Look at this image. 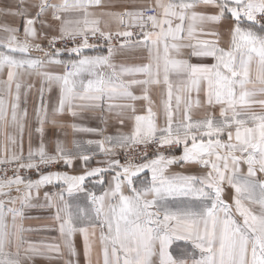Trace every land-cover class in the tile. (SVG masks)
<instances>
[{
    "label": "snow or ice",
    "instance_id": "snow-or-ice-1",
    "mask_svg": "<svg viewBox=\"0 0 264 264\" xmlns=\"http://www.w3.org/2000/svg\"><path fill=\"white\" fill-rule=\"evenodd\" d=\"M103 6L101 0H0V15L11 18L0 24L6 34L0 40V134L6 140L0 165L13 172L9 177V167L0 169V264L37 257L80 264L77 234L93 264L97 229V264H264V179L258 178L264 174V0H156L144 10L107 13L125 29L115 33L101 30L91 11ZM221 25L228 26L225 47L215 27ZM93 38L107 45L106 54H90L101 47L89 42ZM113 40L121 41L119 48ZM126 48L147 50L148 62L118 65L113 57ZM34 50L43 56H31ZM207 58L214 63H204ZM53 87L58 95L50 108L46 93ZM154 88L161 92L162 123ZM33 92L35 127L25 156ZM137 101L145 114H137ZM217 107L218 115L210 111ZM201 108L203 117L194 118ZM85 112L115 114L121 126L131 112L134 125L107 135L106 128L74 122V132L99 138L75 140L72 149L57 142L50 153L46 128L67 127L60 117L76 121ZM97 155L103 159L94 166ZM56 164L65 170L51 171ZM173 165L201 171L175 172ZM31 171L36 179L27 175ZM46 186L54 191L43 193V207L52 210L61 243L31 242L26 234L35 230L18 222L38 206L32 201ZM225 186L233 190L231 203ZM12 189L19 194L13 197Z\"/></svg>",
    "mask_w": 264,
    "mask_h": 264
},
{
    "label": "crops",
    "instance_id": "crops-1",
    "mask_svg": "<svg viewBox=\"0 0 264 264\" xmlns=\"http://www.w3.org/2000/svg\"><path fill=\"white\" fill-rule=\"evenodd\" d=\"M56 2H59V0H56ZM155 2L156 0H101L103 7L100 8H95L91 9L95 13V18L100 20L99 27L103 31H111L112 33H115L117 31H123L125 30L123 25L120 23L119 19L115 16L108 15L107 13H120L123 11H138V10H144L149 7H155ZM4 23H11V18L5 19L2 15H0V24ZM20 20L19 18L16 19V24L19 25ZM219 31H220V46L225 47V42L229 39L228 36V26L227 25H221V26H215ZM39 30V26H38ZM5 33L0 31V40H2L5 37ZM207 39H212V37H204ZM19 39L23 41L24 37L23 34L21 33ZM42 44V46L47 47V40H39L37 41ZM114 47L119 48L120 43L118 45H115ZM100 51H104L106 54V48L105 49H98L90 54H97ZM187 53L188 50L185 49L182 53V55L187 58ZM31 56L37 57V56H43L42 52L39 51H32ZM148 52L145 49H131V48H126L123 51H118L114 55L113 59L114 62L119 64H123L125 66H137L141 65L144 63L148 62ZM64 58H68V54H64ZM192 63H197V59L195 57L192 58L191 60ZM204 63L207 64H212L214 61L211 58H207L204 60ZM172 79H176L175 76L172 77ZM32 82L36 84L37 87L40 86V81L38 78L33 77L31 78ZM134 92L137 94L140 93V89L136 88L133 89ZM58 95V88L53 87L51 93H46V96L48 97V102H49V107L51 108L52 106L55 105L56 102V97ZM152 95L154 99L156 100V108L155 110L158 113V122H163V115H162V108L160 107V96L161 92L159 88H154L152 91ZM201 100L203 101L204 98V92L202 91L200 93ZM37 97L36 94L33 92L29 96V103L26 105L28 108L29 116L27 119V128L24 132L23 136V152L24 155L26 156L28 153L29 149V131L32 130L35 127V119H34V112L33 108L35 107V101ZM259 99V97H258ZM137 114H145L143 110V101H137ZM21 107H25V105L22 103ZM256 110L259 111V106H256ZM210 111L215 112L218 115L219 108L211 109ZM194 118L199 117L202 118L204 114V109H194ZM101 116H103V120L101 119ZM62 122H64L67 127L64 128H56L52 126H48L46 128V133H45V144L47 145V150L50 153H54L55 147L57 142L63 144L66 148L72 149L74 147L73 141L75 140H87V139H97L99 137L94 136L92 134H87V133H77L74 132L73 129L71 128L72 123H79L84 126L88 127H99V128H106V134L107 135H114L118 131L122 132H130L132 130V127L134 125V120L132 119V113L128 112L125 117V123L123 126H121L118 123V118L115 116V114H109L107 112L100 113V112H85L83 113V118L78 119L76 121H73V118L70 116H63L59 118ZM107 121L105 123L104 121ZM7 131L9 133L14 132V128L9 126ZM6 140L5 136L3 134H0V148H3L5 145ZM31 144L33 150H35L38 145H39V138L37 134L34 132L32 133V139H31ZM10 151L9 155L11 154L12 146L9 144L8 145ZM239 155V153H237ZM118 159H121L120 155L117 157ZM103 157L100 155H97L94 160H93V165L95 166L96 161L102 160ZM123 162V161H122ZM77 164H79V161H77ZM57 168L52 171H62L64 169L63 164H56ZM70 172H73L74 169H68ZM171 171L175 172H183L185 174H197L201 171L200 167L198 165H185L183 168L179 167L178 165H173L171 168ZM241 171L243 173H246L247 171V165H242L241 166ZM150 175V174H149ZM258 178L264 179V174L259 175ZM36 179V178H34ZM21 191H23V186H21ZM45 191H54L51 186H46L40 189V198L38 200H33L32 203L34 205H38L37 207H32L29 209L25 210V217L23 220H20L18 218V222L22 223L25 228L33 229L35 231L26 234V238L35 243H61V238L59 236V233L55 231V222L51 218L52 217V210L43 207L45 201L43 199V193ZM19 193L15 189H12V196L15 197ZM233 194V190L225 186V192H224V198L228 200L229 203H231V196ZM7 199V198H5ZM83 203V201H81ZM12 206V205H9ZM15 207H19V205H15ZM6 223L9 225V230H11V224H12V217L11 215H8L6 217ZM99 229L96 231V236L93 237L94 240V249H93V264H97V260L101 256V247L99 244ZM75 244L79 255V262L80 264H87L85 257L83 255V240L82 237L77 234L75 236ZM50 255L55 256V253H50ZM25 264H63V261L60 259H53V260H48V259H43L37 257L33 261H25Z\"/></svg>",
    "mask_w": 264,
    "mask_h": 264
},
{
    "label": "built area",
    "instance_id": "built-area-1",
    "mask_svg": "<svg viewBox=\"0 0 264 264\" xmlns=\"http://www.w3.org/2000/svg\"><path fill=\"white\" fill-rule=\"evenodd\" d=\"M146 14H147V15H153V14H155V13H154V12H147ZM89 42H90V43H93V44L100 43L101 47H100V48H97V49H93L94 51H96V50H98V49L101 50V49H105V48H107V45H106V44H104L103 42H99V41H97L95 38L91 39ZM119 43H121L120 40H113V46L118 45ZM58 46H59V47H63V43H61V44L58 45ZM68 46L71 47V44H69ZM140 150H141V151L143 150L142 146H141ZM148 154H149V155H152V154H153V152H152L151 149L149 150V153H148ZM120 157H121V159H122V161H123V160H124V156H123L122 152H121V154H120ZM133 157H134V162H138L139 157H136V156H135V152H133ZM4 167H9V171L7 172V175H8L9 177H11V176L13 175V172H12V170H11V166L0 165V169H3ZM56 168H57V165H52L50 170L52 171V170H55ZM47 170H48V169H45V171H47ZM0 175H3V173L0 172ZM21 175H25V173L22 171V172H21ZM27 175L31 176L33 179H34V178H37L36 173H35L34 171L28 172Z\"/></svg>",
    "mask_w": 264,
    "mask_h": 264
},
{
    "label": "rangeland",
    "instance_id": "rangeland-1",
    "mask_svg": "<svg viewBox=\"0 0 264 264\" xmlns=\"http://www.w3.org/2000/svg\"><path fill=\"white\" fill-rule=\"evenodd\" d=\"M94 52V50H90V53Z\"/></svg>",
    "mask_w": 264,
    "mask_h": 264
}]
</instances>
